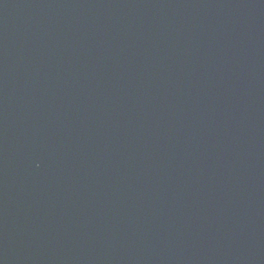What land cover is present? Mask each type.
Listing matches in <instances>:
<instances>
[{
    "label": "water",
    "instance_id": "obj_1",
    "mask_svg": "<svg viewBox=\"0 0 264 264\" xmlns=\"http://www.w3.org/2000/svg\"><path fill=\"white\" fill-rule=\"evenodd\" d=\"M0 264H264V0H0Z\"/></svg>",
    "mask_w": 264,
    "mask_h": 264
}]
</instances>
